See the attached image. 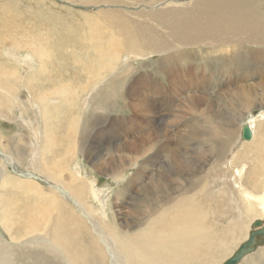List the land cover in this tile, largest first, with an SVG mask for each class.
<instances>
[{
    "label": "bare ground",
    "instance_id": "obj_1",
    "mask_svg": "<svg viewBox=\"0 0 264 264\" xmlns=\"http://www.w3.org/2000/svg\"><path fill=\"white\" fill-rule=\"evenodd\" d=\"M176 4L182 3L176 2ZM254 4L255 3L252 2V0H212L211 2L210 0H205L193 4L190 10H179L178 14L174 10H171L168 13L160 12L147 16L140 14L143 18L159 16L161 20L157 21L158 23L155 22L157 23V26H154L147 21L135 22V19H132L135 21L129 20V23L126 25L121 21V15H118L111 20V23H113L112 26L118 30V33L124 36V42L121 43L118 41V43L122 45L114 47L117 43L112 37V40L109 39L108 46H106L103 42H100L102 38L101 40L97 39L100 37L99 35L94 37L95 40L97 39L96 41H99L96 42L97 48L95 59L99 60L98 65L100 72L98 71V73L95 74H87L89 77H91V74L94 77V85L98 86L102 81L103 72L107 71L108 64L113 65L115 62L117 63V61H120L119 56H121V52L119 50L117 51L116 47L117 49L123 48L125 50L129 48L128 55L132 60L147 56L144 53L145 51H143V49H146L151 51V54H162V58L157 61V66H154L157 67L155 72L158 76L166 79L176 96L182 97L185 100V103L181 106V111L188 113V115H200L201 118H197L198 120L196 119L193 124H190L186 128V131L183 133L180 132L182 133L180 134L181 137L176 143L171 142L172 140H167L165 133L162 131L163 128L159 124L160 118L156 117L159 105L156 101L151 99L152 96L150 94L151 98L148 94V97L144 96L145 98L143 99L141 96L138 97L139 92H142L143 90L145 92L148 91L145 90L148 89L147 86L155 87V93L161 95L164 91L163 87L154 84L155 82L152 83V79L159 80L160 78L153 73L152 76L147 77L145 80H137V84L140 85V88L138 87L133 91L134 95H131L130 97L131 102L126 101L127 103L125 105L127 108L133 110V122H135L136 119H140V127L143 132L144 130L147 131L144 132V135L138 137V139L136 138L135 141L119 144V146L112 149L108 154L102 155L97 159L93 158L94 160H92L94 161L92 166L96 168L98 172L107 176V178L112 179L114 183H125L126 172L131 169L136 170L133 177L124 185L122 191L123 195L128 193V196L133 195L135 198L131 203L129 213H127V215L124 214L121 224L119 223V216L116 217L113 215V217L109 219L105 213L106 202H101L105 201V191H98L97 182L95 180L92 181V179L82 176L80 174L81 172L79 173L78 170H74L73 168V162L76 160L78 151L86 154L85 147H87L86 143H84L86 139L84 137V135H86V128L83 137L80 139V141L83 140V143H80L79 146L77 141L78 129L76 128V125L80 120V115L77 116L75 121L70 120V124L66 127L67 131L64 135L63 133L58 134V131L54 129H48V125H46L44 127V132H42L43 134H41L40 137V134H36V138L38 140L37 143L41 141V148H38L40 149L41 160L37 163L39 164L37 167L41 169L42 173L48 174L47 180L40 178V176V180L37 182V180L31 177L20 176L17 173H14L16 176L23 177L25 180L16 179L17 181H14L10 178L3 183V185L5 184V186H8V184L10 185L14 182L10 186V189H17V192L22 193L24 198L27 199L26 202H21L16 195L0 194V226L4 233L12 239L13 243L17 241L21 242V240L23 241L25 239L21 242L22 245L37 247L45 254L61 259L65 264H217L216 257L210 254L211 241H213L210 240V231L213 230H210L211 225L209 224L210 226H208L207 224L210 214V211L207 210V203H209L208 198H210V195L208 194L210 181L202 176L208 166V161L205 158H201L199 161L192 159L191 154L186 151L185 146H196L195 144L199 138L198 146H203L204 150L202 152L205 153L207 151L205 150V147L212 146L210 145V141L214 143L222 141L220 146H213L215 151H212L217 157H223L226 143L235 139L238 132L235 128L231 127L222 129L220 134L217 131L219 127H214V129L211 128V130L213 129V133L210 134V102L214 101V99L212 98L210 100V92L206 91V75H204V73L198 75L197 73V77H195L193 72L195 67L193 68L191 61L195 59L200 60V57L198 56V58H196L198 53L196 52L197 54L195 55V53L192 52L193 50L172 52L176 49H186L187 47H197V49H200L203 45H232L230 48H228L229 46H226L227 50H235L237 51L236 53L239 52V54L252 51L254 55H248V59L243 62L245 65L247 64V61L254 63L251 67V69L256 67L254 76H252V71H250L249 75L253 78L257 76L260 81L257 80L252 85L243 84V86L240 85L241 82H233L231 88L226 92L227 96H223V98L232 97L238 101L239 99H241V101L244 100L245 110L249 111L253 107L254 102H256L252 97L258 93H264V69L261 68L264 66V21H262L264 20V16L260 14L261 12L255 7L257 5ZM4 8L6 9V7ZM4 8L1 7V9ZM250 8H255V10L253 11ZM90 20L92 19L90 18ZM100 25L101 24H99V26ZM30 29H32V27ZM160 30L161 33L159 32ZM35 33H37V31ZM26 42H28V47L32 49L35 43L32 41V38ZM246 44L257 45L258 47L246 48ZM211 50L209 51L215 54L214 51L217 49H213L214 51ZM220 51L221 50H218V52ZM203 53L206 54L205 52ZM199 54H201V50L199 51ZM226 54L227 51L224 53L225 56H222L221 59L226 61L228 58H233L232 54L234 55V53ZM239 57H241V55ZM234 60L235 63H237L236 59H233V61L228 60V62L232 63ZM38 61L40 62V60ZM217 61L213 60V62H210L208 65V76H213L217 73L219 74L218 70L221 68L220 64L216 63ZM240 62L241 61H239V65L237 66L243 65V63ZM115 66L116 65H114V68H116ZM34 67L32 69H34ZM203 67L200 71L201 73L203 72ZM42 68L41 65V69ZM185 70H187L189 75L192 76V81H190V83H185L183 81L182 71ZM249 75L246 73L244 77L249 78ZM160 80L161 84L167 86L165 81L162 79ZM17 81L22 80L17 79ZM15 84L17 86V83ZM3 85L6 86L7 83ZM197 87L198 89L200 87L202 89L193 92L192 88ZM256 87H259L260 89H255ZM16 88L18 89V87ZM72 92L73 85L59 87L56 88L55 91L58 96L57 98L60 99L67 97L69 93ZM215 94L216 93H213L212 97H219L222 95V92ZM260 96L261 95L256 97L264 98V94L262 97ZM47 98V94L37 97V99L43 100L44 103L47 102ZM54 98L55 97H52V99ZM263 102L256 104V106H264ZM12 105L13 104H11V106ZM59 107L58 104L55 105V108ZM239 111L240 110H238V112ZM111 112L112 111H110V113ZM212 112L214 111L212 110ZM45 116L48 118V121L60 120L58 114L52 116L50 110L45 112ZM174 117L175 120H177L176 116ZM96 119L99 125L106 121L107 118L105 119L103 116H100ZM232 119V121H236L235 117ZM224 120L226 121V119ZM76 122L77 124L73 126ZM255 122H253V125H250L253 133ZM213 124L215 123L212 122V126ZM29 125L30 124L28 123V126ZM223 125H225V123ZM182 130H184V128ZM241 130L242 129H240V132ZM67 139L69 143H66ZM169 139L172 138L169 137ZM174 139L175 138H173V140ZM193 141H195V143L191 144L190 142ZM262 143H264V138L262 139ZM102 150L103 149L100 151ZM208 152L210 158V151ZM58 154H61V156H57ZM50 155H56L58 157L56 159L58 160H50L48 158ZM202 156L204 157L205 155ZM5 157L9 159L8 161L6 158L8 162H5V165L11 168V170L13 169L15 172L21 171L17 167L18 159H16V161L13 157H10L9 155L6 156L0 151V158ZM162 159L166 161L162 163ZM36 161L37 160H34L35 163ZM246 168V165L231 167L234 180L237 179L235 180L236 182L243 179ZM148 170H151L150 174L148 172V175H146ZM64 172H67L70 175V182H67V180L63 178ZM46 186L50 187V189H46ZM242 187L237 190L242 203L246 205V213H244L247 216H252L250 217V220L257 216L263 218L264 191L260 194H255L247 188ZM46 190H48V192H46ZM211 204L209 203V205ZM253 229H256L254 223ZM217 230L219 231V229ZM15 231L17 232L15 233ZM18 233L20 234L19 236ZM221 234L222 232L219 233L220 236ZM232 234H234V232ZM10 245L12 247V244ZM230 247H227L226 249L224 248V254L229 252ZM5 249H7L6 246L0 241V258H2V262L0 263L15 264L13 256H11L13 252L11 253V251V255L5 253V256L11 259L10 263L7 262L8 259L3 255ZM222 250H220V252ZM243 261H241V264Z\"/></svg>",
    "mask_w": 264,
    "mask_h": 264
},
{
    "label": "rangeland",
    "instance_id": "obj_2",
    "mask_svg": "<svg viewBox=\"0 0 264 264\" xmlns=\"http://www.w3.org/2000/svg\"><path fill=\"white\" fill-rule=\"evenodd\" d=\"M200 1L205 0H0V4H3L0 5V35H3L0 36V151L3 152L6 156L9 155L10 157H13L14 160L18 159L17 167L22 172L30 173L38 177L41 176L40 178L47 180L48 174L42 173L41 169L37 167V165H39L37 163H39V161L41 160L40 149H38L41 148V141L37 143L38 140L36 138V134H40V137L41 134H43L42 132H44V127L48 125V129H54L58 131V134L63 133L64 135L67 131L66 127H68L70 124V120L75 121L77 119V116L80 115L79 122L81 124L79 122L77 124L76 122L73 124V126L77 124V141L79 143V146L80 143H83V140L80 141V139L81 137H83L85 128L87 129L86 135H84V137L86 138L84 143H86L87 147H85L86 154L80 153V151H78L76 160L73 162V168L74 170H78L79 173L81 172L80 174L82 176H86L87 178L92 179V181L95 180L97 182L98 191H105V201H101L102 203L106 202L105 213L107 214L109 219H111L113 215L116 217L119 216V223L121 224L124 218V214L127 215V213H129L131 203L135 198V196L133 195L128 196V193L126 195H123L122 191L124 185L129 181V179L133 177L136 170L131 169L126 172L125 183H114L112 179L107 178V176H105L103 173L98 172L96 168L92 166L94 162L92 160H94L93 158L97 159L102 155L108 154L112 149H115L117 146H119V144L135 141L136 138L138 139V137L144 135V132L147 131L144 130L143 132L142 128L140 127V119H136L137 122H133V110L127 108L125 104L127 103L126 101L131 102L130 97L131 95H134L133 91L138 87L140 88V85L137 84V80H145L147 79V77L152 76L153 73L154 75L158 76L155 72L157 67L154 66H157V61L162 58V54H151V51L143 49V51H145L144 53L147 56L132 60L128 55L129 48L125 50L123 48L117 49L116 47V50H119L121 52V56H119L120 61H117V63L115 62L113 65L105 62L108 64V69L106 72H103L102 81L98 84V86H95V83L93 81L94 77L92 76V74L98 73V71L100 72V68L98 65L99 60L95 59L97 48L96 42H99L96 40H101L102 38L100 42H103L104 45L108 46L109 39L112 40L113 37V39L117 43L116 45H114V47L122 45L118 43V41L123 43L124 36L118 33V30L114 26H112L113 23H111V20H113L118 15L122 16L121 21L126 25L129 23V20H136L135 22L147 21L150 24L157 26V21L161 20L159 16L143 18L140 16V14L143 16H147L160 12L168 13L171 10L176 11V13L178 14L179 10H190L193 4H196ZM211 1L212 0H210V2ZM176 2L182 4H176ZM252 2L257 5L255 7H257L258 11L261 12L260 14L264 16V0H252ZM1 7H6V9H1ZM251 10L254 11L255 8H252ZM90 18L92 20H90ZM99 24L101 25L99 26ZM31 27L32 29H30ZM41 27L44 28L42 29ZM34 31H37V33H35ZM159 32L161 33V30ZM98 35L100 37L95 40L94 37H97ZM31 38L32 41L35 42L32 49L28 47V42H26L27 40H31ZM208 46L209 45H203L201 46L202 48L200 47V49H197V47H187L186 49L179 48L172 53L182 52V50H193L192 52L195 53V55L198 53V55H196V58H198V56L200 57V60L195 59L196 61H191L193 64V68L195 67L193 70L195 77H197V73L198 75H202L203 73L204 75H206V91L210 92V100L212 98L214 99V101L210 102V134L213 133L214 127H219L217 131L220 134L222 129L231 127L235 128L238 132V135L235 139L226 143L223 157H217L213 152L215 151L213 146H220L222 141H218L216 143L210 141V145L212 146L205 147V150H207L205 153L202 152L204 150V147L198 146L199 138L197 139V143L195 144L196 146H185L186 151L191 154L192 159L199 161L201 160V158H205L208 161V166L206 167L202 176L206 177L210 181V189L208 192L210 198H208V202L212 204L209 205V203H207V210L210 211L207 224L208 226L211 225L210 230H213L210 231V240H213L211 241L210 254L216 257L217 264H225L233 256V254L237 252L240 246L248 240L250 232L254 230L253 223L256 220L263 219L261 216H257L250 220V217L252 216H247L245 214L246 205L242 203L238 190L243 186L244 188H247L249 191L255 194H260L264 191V143H262V139L264 138V106H256V104L264 101V98L262 97L264 93H258L257 95H254L252 97L256 102H254L253 107L249 111L245 110V102H243V99V101H241V99H239L238 101L233 99L232 97L223 98V96H227L226 92L231 88L233 82H241L240 85L243 86V84L252 85L257 80L260 81L257 76L253 78L251 77V75H249L250 71H252V76H254L256 67L254 69H251L254 63L248 61L246 62V65L244 63V60L248 59V55L254 54L252 51H247V53L239 54V52L236 53L237 51L235 50H227V47L229 46L228 48H230L232 45ZM245 47L257 48L258 46L253 44H246ZM215 48L217 50H215ZM211 49L215 50H213L215 54L209 51ZM223 49L227 51V54L234 53V55L232 54L233 58H228L226 59V61L224 59H221L222 56H225L224 53H226V51ZM200 50L202 55L199 54ZM218 50H221V54L220 52H218ZM203 52H205L206 54H204ZM240 55L241 57H239ZM37 59L40 60V62ZM233 59H236L237 63H235V60L232 63L228 62V60L233 61ZM213 60H218L216 63L220 64L221 69L218 70V75L215 74L213 76H208V65L210 64V62H213ZM238 60L241 61L240 63H243V65L237 66L239 65ZM40 64L43 67L42 69ZM121 64H123L124 66ZM114 65H116V68H114ZM200 66H204L202 73L200 72L202 70V67ZM33 67L34 69H32ZM131 67L133 72L131 71ZM261 68L264 69V66H262ZM4 71H6L7 73ZM88 73H92L91 77L87 75ZM246 73L247 75H249V78L244 77ZM182 74V78L185 83H190V81H192V76L189 75V72L187 70L182 71ZM158 77L165 81L167 86L161 84L160 79H152V83L155 82L154 84L163 87V93L161 95H158L157 93H155V87L146 85L148 89L145 90L148 91L145 92L143 90L142 92H139L140 94L138 93V97L141 96V98L143 99L146 96L148 97L149 94L152 96L151 98V96L149 95V97L156 101V103L159 105L156 117L160 118L159 124L163 128V133H165L167 140H172L171 142L176 143L177 140L181 137L180 134L186 131V128L190 124H193L197 118H201V116L188 115V113L182 112L181 106H183L185 100L182 97L176 96L174 94L171 86L168 84L165 78L163 79L160 76ZM17 79L22 81H17ZM6 83L8 86L3 85ZM15 83H17V86ZM67 85H73V92L69 93L67 97L61 99L57 98L58 96L55 93L56 88ZM16 87H18V89ZM258 88L256 87L255 89ZM200 89L202 88H192L193 92H197V90ZM220 91L222 92L221 96L212 97L213 93L218 94L221 93ZM44 94H47L48 97V100L45 103L43 100L37 99V97H40L41 95L44 96ZM259 95H261L260 97L262 98L256 97ZM52 97L55 98L52 99ZM99 97H101L102 99ZM11 104L13 105L11 106ZM56 104H58L60 107L55 108ZM241 104L244 106H242ZM48 110L52 112V116L58 114L60 120L48 121V115L47 117L45 116V112ZM212 110L214 112H212ZM238 110H240L241 112H238ZM110 111L112 112L110 113ZM100 116H103L105 119L107 118V122L104 121L102 122V124L98 125L96 118H99ZM174 116H176L177 120H175ZM233 117H235L236 121H232ZM224 119H226V121ZM212 122L215 123L213 124V126ZM253 122H255L254 139L251 142H245L241 138L240 129H242V126L245 123L253 125ZM28 123L30 124L29 126ZM224 123L225 125H223ZM226 124L231 125L227 126ZM183 128L184 130H182ZM211 128L213 129L211 130ZM169 137H171L172 139H169ZM173 138L175 139L173 140ZM66 143H69L68 139ZM190 143L193 144L195 143V141ZM101 149L103 150L100 151ZM208 151H210V158ZM59 155L61 156V154H58L57 156ZM202 155L205 156L203 157ZM57 156L50 155L48 156V158L53 161L54 159L58 158ZM6 158L7 157L0 158V165H2L0 166V194L16 195L17 198L19 197V201L26 202L27 199L24 198L22 193L17 192V189H10V186L14 182L10 185L8 184V186H5V184L3 185L4 181L10 178L14 181L25 180L23 177L16 176L12 172L11 168L5 165L9 161V159L7 158V161ZM34 160H37L38 162L36 161L35 163ZM165 161L166 160L164 159L161 160L162 163ZM242 165H246L247 168L246 172L244 173L243 179L241 181L239 180L238 183L235 181L237 179L234 180L232 174L233 170L231 169V167ZM150 171L151 170H148L146 175H148V172L150 174ZM63 178L67 180V182H70L71 180L70 175L67 172H64ZM46 189H50V187L46 186ZM46 192H48V190H46ZM217 229H219V231ZM16 232L17 231H15V233ZM221 232L222 234L220 236L219 233ZM233 232L234 234H232ZM19 235L20 234L18 233V236ZM0 241L3 242V244L7 248L3 252V255L5 256V253L10 254V251L11 253L13 252L12 255H10L13 256L15 264L17 262V264H65L61 259L45 254L43 251H41V249L37 247L22 245V240L21 242L17 241L13 243L12 239L6 233H4L1 226ZM219 241L222 243H220ZM10 244H12V247ZM227 247H230L229 252L227 254H224V251ZM220 250L222 251L220 252ZM6 259H8L7 262L10 263L11 259L8 257H6ZM0 262H2V258H0ZM239 264H241V262ZM242 264H264V243L256 246V250L253 253L247 255Z\"/></svg>",
    "mask_w": 264,
    "mask_h": 264
},
{
    "label": "water",
    "instance_id": "obj_3",
    "mask_svg": "<svg viewBox=\"0 0 264 264\" xmlns=\"http://www.w3.org/2000/svg\"><path fill=\"white\" fill-rule=\"evenodd\" d=\"M241 138L243 141L246 142H251L254 139V133L252 127L248 123H245L242 126ZM12 172L15 174L17 173L20 176L31 177L37 181L40 180L38 176L30 173H26L22 171L15 172L13 169ZM254 227L256 229H254L249 234L248 240L243 245L240 246L237 252H235L233 256L225 264H239L244 259V257L253 253L256 250V246H258L261 243H264V217L262 220H256L254 222ZM259 239H263V240H259Z\"/></svg>",
    "mask_w": 264,
    "mask_h": 264
}]
</instances>
